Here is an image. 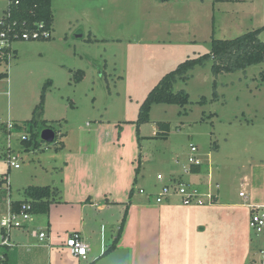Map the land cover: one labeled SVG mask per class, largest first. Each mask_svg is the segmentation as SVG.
I'll return each instance as SVG.
<instances>
[{
    "label": "rangeland",
    "instance_id": "374dc122",
    "mask_svg": "<svg viewBox=\"0 0 264 264\" xmlns=\"http://www.w3.org/2000/svg\"><path fill=\"white\" fill-rule=\"evenodd\" d=\"M8 6L9 0H0V17ZM52 6L50 40L12 43L17 56L7 66L8 79H0V123L8 122L11 103L17 118H31L44 87L50 111L64 119L49 124L57 133L54 143L41 141V149L29 152L21 144L27 129L11 130L7 136L0 127V155L11 151V162L21 168L0 160V176L11 170L9 200L24 199L25 188L37 184L34 180L47 184V176L45 181L36 178L41 162L56 164L53 156L69 124L75 134L82 122L121 123L136 137L140 108L167 73L186 59L210 53L214 38L234 39L264 27V0H52ZM260 39L264 41V30ZM213 64L198 65L175 83L174 92L189 94L188 105H153L151 121L140 127L148 138L142 141L136 189L152 197L146 193L155 196L173 177L188 189L218 183L221 201L240 205L236 211L242 239L226 243L227 236H222L217 249L213 246L212 264H259L264 235L252 230L242 205L254 190L264 195V63L219 75ZM79 71L85 72L83 81ZM159 123L170 124L167 138L153 137ZM192 146L203 161L199 173L190 171ZM138 165L134 161V169ZM245 176L248 186L242 185ZM182 244L174 264H188L183 258L192 246ZM231 247L245 250L235 260ZM201 258L196 264H206Z\"/></svg>",
    "mask_w": 264,
    "mask_h": 264
},
{
    "label": "crops",
    "instance_id": "0c3cea01",
    "mask_svg": "<svg viewBox=\"0 0 264 264\" xmlns=\"http://www.w3.org/2000/svg\"><path fill=\"white\" fill-rule=\"evenodd\" d=\"M37 104L33 103V108ZM49 106L47 101L44 119L49 122L64 119L55 116ZM8 115V122L3 123L22 124L20 122L24 119L27 121L32 118H17L18 114H14L12 103ZM99 122L94 125L82 122L80 128L76 127L75 134L69 132L72 130V125L69 124L68 133L62 136V146L56 151V156H53L56 164L41 162L42 173L36 178L45 181L47 176L48 182H44L47 184H39L34 180L33 183L37 184L29 185L25 191L33 186H50L55 192L52 197L54 201L49 214L33 215L27 229L9 235V246L4 251L10 262L174 264L172 258L178 257L182 242L187 241L192 247L189 249V256H185L183 261L188 259V264H196L199 257H203L202 261L212 264L213 246L217 249L222 236H227L226 243L242 239L238 230L239 214L236 211L240 205L221 201L220 188L217 190L215 204L206 205L207 208L185 205L178 196L158 203L159 193L155 196L146 193L152 196L147 197L143 195L141 188L137 191L138 166L134 169V161L141 162L142 141L148 137L143 136L140 131L139 141L137 132L136 137L129 131L126 132L121 123L114 126ZM202 169L203 167L201 171ZM7 172L10 175L11 170ZM38 179L36 180L39 181ZM242 185H249L247 176L243 178ZM198 186L204 189L203 184ZM240 197H243L241 193ZM250 205L264 206V195L254 190L242 205L249 216ZM121 228L122 235L117 248L105 255ZM35 231L46 232L47 238L40 241L34 236ZM72 232H79L88 244L86 257L73 255L67 246L68 236ZM231 249L235 260L245 250L244 248L240 252L233 247Z\"/></svg>",
    "mask_w": 264,
    "mask_h": 264
},
{
    "label": "trees",
    "instance_id": "16d2710c",
    "mask_svg": "<svg viewBox=\"0 0 264 264\" xmlns=\"http://www.w3.org/2000/svg\"><path fill=\"white\" fill-rule=\"evenodd\" d=\"M54 24V12L52 0H9L8 9L2 17H0V34L5 32L8 39L14 40V35L18 34L22 41V34L26 32L37 31L42 33L49 32L48 37H41L38 40H50L52 38ZM264 27L245 33L234 39H213L211 52L199 58H189L178 65V67L167 73L158 84L149 92L144 100L136 124V132L139 141L140 127L143 124L149 123L150 112L154 104H174L186 106L189 104V94L185 90L174 92V85L179 79L185 80L189 71L193 70L198 65H205L207 61L213 60V72L219 75L223 72L232 73L238 70H245L247 67L264 63V41L260 39V34ZM12 53L13 58L17 56V50L10 47H4L0 50V79L8 78L7 66L10 63L9 55ZM78 80L84 78V71H79ZM47 87H44L40 101L33 110L32 118L22 124L11 122L17 130H28L27 137L22 139L21 144L25 151L41 149L42 140L40 133L46 128H52L50 122L44 119L46 107V92ZM216 94V93H215ZM7 136L11 135L9 123H0ZM53 129V128H52ZM54 130V129H53ZM26 131V130H25ZM55 131V130H54ZM56 132V131H55ZM170 133V124L159 123L155 138H167ZM57 138V133H56ZM42 141V142H41ZM56 141V140H55ZM62 146V145H61ZM59 147L57 150H60ZM11 151L0 155V160H10ZM140 164V160H139ZM140 165L137 168L139 174ZM194 173L201 172V167H192ZM9 177V172L0 176V213L7 211L8 203L10 202L11 209L14 212H29L33 215H46L50 212V207L53 203L54 190L50 186L45 187H29L25 191L24 200H9V191L5 187L6 179ZM133 190L131 191V195ZM29 205L30 209L24 208ZM5 208V209H4ZM4 209V210H3ZM2 238L7 234L1 229ZM122 235V228L118 233L114 243L105 252V255L113 252L118 245ZM3 249V246L0 245ZM0 264H14L9 261L8 254L4 251L3 257L0 256Z\"/></svg>",
    "mask_w": 264,
    "mask_h": 264
},
{
    "label": "built area",
    "instance_id": "2783aa9c",
    "mask_svg": "<svg viewBox=\"0 0 264 264\" xmlns=\"http://www.w3.org/2000/svg\"><path fill=\"white\" fill-rule=\"evenodd\" d=\"M49 32L44 31L39 33L34 31L32 33L26 32L22 34L21 40H38L41 37H48ZM19 35H14V40L10 42L8 39L7 33L3 32L0 34V50L4 47H10L12 50V43L14 41H20ZM10 61L13 58L12 53L9 55ZM10 64V63H9ZM9 129L14 130L12 123H9ZM27 136H23L25 139ZM192 155L189 157L190 163V171L192 167H203V161L198 158L197 152L198 148L196 146H192L191 148ZM12 159V157H11ZM9 160V166L14 167L15 169H19V163L11 162ZM158 180L163 181L162 175H158ZM209 184L207 188L200 189L198 185L186 188V186L176 177H173L168 184L162 186L161 192L158 194L157 202L163 203L173 196H178L181 198L182 202L185 205H197V206H210L214 205L217 200V190L220 188L219 184ZM5 187L7 190H10L9 185V177L6 179ZM241 196L244 197V194L241 193ZM26 209H30L29 205L24 206ZM251 208V215H250V227L257 235H264V206H254L250 205ZM33 214L29 212H14L11 209L10 202L7 206V211L3 214L0 227L4 230L7 234L6 237L3 238V249L0 247V256L3 257L4 248L9 246V235L10 231L13 229H27L30 221L32 220ZM34 236L38 237L40 241H44L47 238L46 232H34ZM67 246L70 248L73 255L77 257H86L88 253V244L82 238L79 232H72L68 236L67 239ZM259 264H264V250H262V257L259 260Z\"/></svg>",
    "mask_w": 264,
    "mask_h": 264
},
{
    "label": "water",
    "instance_id": "95a60500",
    "mask_svg": "<svg viewBox=\"0 0 264 264\" xmlns=\"http://www.w3.org/2000/svg\"><path fill=\"white\" fill-rule=\"evenodd\" d=\"M41 140L45 143H54L56 140V132L52 128H46L41 133Z\"/></svg>",
    "mask_w": 264,
    "mask_h": 264
}]
</instances>
